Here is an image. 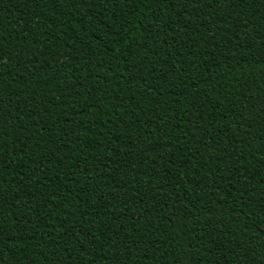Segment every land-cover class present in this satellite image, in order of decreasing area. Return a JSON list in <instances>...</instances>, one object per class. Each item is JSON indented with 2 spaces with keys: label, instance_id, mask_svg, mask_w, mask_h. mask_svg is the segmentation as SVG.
<instances>
[{
  "label": "trees",
  "instance_id": "obj_1",
  "mask_svg": "<svg viewBox=\"0 0 264 264\" xmlns=\"http://www.w3.org/2000/svg\"><path fill=\"white\" fill-rule=\"evenodd\" d=\"M0 264H264V0H0Z\"/></svg>",
  "mask_w": 264,
  "mask_h": 264
}]
</instances>
